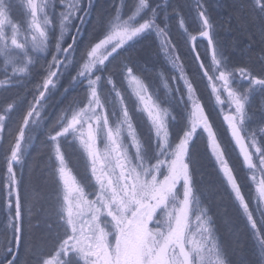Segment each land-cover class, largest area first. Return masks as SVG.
Segmentation results:
<instances>
[{"label": "snow or ice", "instance_id": "6c2138e0", "mask_svg": "<svg viewBox=\"0 0 264 264\" xmlns=\"http://www.w3.org/2000/svg\"><path fill=\"white\" fill-rule=\"evenodd\" d=\"M254 2L264 13V0ZM94 4V0H0V145L4 149L6 207L10 213L0 239V264H216L217 243L209 227L211 218L196 216L204 241L212 238L211 247L193 241V247L186 249L189 200L183 201L178 213L175 209L169 211V199L175 191L183 189L186 196L191 195L190 157L193 145L203 139L204 133L206 147L211 149L264 254V227L255 219L239 177L225 159L209 116L196 96L197 89L183 76L180 57L175 55L169 39L168 21L175 13V24L185 30V43L197 41V36L185 28L186 19L180 9L173 6L170 13L167 0L163 10L153 0H119L107 17L97 13V26L81 42L79 34L85 31L84 21ZM58 5L63 10L57 15ZM194 5L200 22L198 36L207 40L211 52L210 61L200 63L198 69L218 103H224L221 96L226 94L232 112L224 119L239 147L241 165L251 173L256 199L264 204V123H258L252 131L245 127L250 118V93L253 87L264 86V77L254 75L246 66L229 67L224 49L214 35L205 0H194ZM77 20L81 23L77 24ZM153 33L170 62L180 69L191 104L187 122L182 123L174 140L170 139L168 110L152 102L147 95L148 86L136 74V62L125 55L128 42ZM37 52L45 56H34ZM253 55L264 61V51ZM69 67L75 70V76L69 79L64 92L87 83L82 97H72L68 107L62 108L47 128L49 159L54 156L59 162L58 167H53V174L59 173L65 185L55 213L47 209L44 213L45 226L52 228L54 215L59 229L55 242L48 246L44 236L37 235L30 212L26 219L28 192L25 187L22 195V181L17 179L14 167L21 162L32 126L38 123L37 118L43 119L41 109ZM237 80L248 81V87L234 86ZM125 81L138 85L136 95L151 120L149 132L154 133L151 139L155 144L150 149L138 138L126 106L122 95ZM106 92L114 95L119 107L115 127L110 117L117 116L116 107L107 114L104 111L108 106L107 101L102 102ZM260 109L264 111V97ZM69 137L78 141L91 158L92 175L99 185L95 200L87 199L84 190L67 179L63 149ZM98 138L104 141V152L97 149ZM132 148L135 152L130 155ZM161 215L167 216L163 224Z\"/></svg>", "mask_w": 264, "mask_h": 264}, {"label": "trees", "instance_id": "16d2710c", "mask_svg": "<svg viewBox=\"0 0 264 264\" xmlns=\"http://www.w3.org/2000/svg\"><path fill=\"white\" fill-rule=\"evenodd\" d=\"M128 2L130 0H126V3ZM94 3L91 14L84 21L85 31H81L79 34L81 42L87 40L89 33H92L94 26H97V13H102L107 17L118 6L119 0H94ZM153 3L161 4L163 10L165 0H153ZM167 3V10L170 13L173 6L180 9L186 19L185 28L188 32L199 37L197 30L200 27V22L195 12L194 0H167ZM205 7L213 20L214 35L224 49L229 67L246 66L254 75L264 77V61L253 55L264 51V13L256 7L254 0H205ZM175 20L176 14L171 13L168 21L171 29L169 39L173 42L175 55L180 57L178 63L183 67V76L192 81L194 88L197 89L196 96L200 99L206 115L209 116L210 124L217 136V142L225 152V159L238 175L245 196L249 199L251 210L255 213V219L260 222L261 227H264V205L256 199L255 184L250 180L251 173L241 165L240 152L232 140L227 124L222 120L221 115L232 112V108L228 104L223 106L217 102L207 79H202V70L198 69L199 60L194 59L196 47L202 61H210L211 52L207 47V40L197 39L195 44L189 40L185 43V30L179 28L175 24ZM76 23L80 24L81 21L77 20ZM55 31L56 35H59L58 28ZM72 34H75V30H72ZM69 42L71 41L69 40ZM125 55L131 56L136 62V74L143 78L153 98L162 102V105L170 110L171 123H169L174 140L175 133L180 130L182 123H186L191 109L187 88L184 80L180 78V69L170 62L168 55L161 48L160 39L154 33L130 43ZM36 67L39 68V64ZM72 76H75V70L69 67L58 87L53 89V95L41 109L43 119L37 118L38 123L32 126L31 139L25 144L22 160L14 167L17 179L22 181V195L25 187L28 192L25 201L26 219L29 218L27 213L30 212V218L37 229L44 225L45 210L54 211L48 207L47 201L55 197L57 185L59 187L56 174L54 182L51 180L45 182V173L49 170L53 172V167L57 166L54 156L51 160L49 159L47 128L60 110L68 107L72 97L78 94L82 97L86 91V86H74L64 92V88L68 86ZM233 83L234 86L241 89L248 87V81L237 80ZM165 84L168 85L167 88ZM111 95L113 94L106 92L104 98L113 106ZM125 97H127V93H125ZM262 97H264V86L253 87L250 93L252 103L248 113L250 118L247 121L250 131L255 130L258 123L264 122V111L260 109ZM28 99H31V96H28ZM172 117H176V119H172ZM206 143L207 139L204 135L201 141L193 145L190 157L193 182L200 189L194 199V210L191 209V212L195 218L198 215L211 217L209 227L212 237L215 238L220 255L226 258L229 264H255L259 245L253 235L254 230L239 202L234 198L230 186L225 181L210 148L206 147ZM3 155L4 149L0 145V239L3 238V232L10 217L8 207H6L8 185ZM197 229L199 228L197 227Z\"/></svg>", "mask_w": 264, "mask_h": 264}, {"label": "rangeland", "instance_id": "374dc122", "mask_svg": "<svg viewBox=\"0 0 264 264\" xmlns=\"http://www.w3.org/2000/svg\"><path fill=\"white\" fill-rule=\"evenodd\" d=\"M62 10H63L62 6H59V5L55 8V12L57 15ZM132 42H134V41H130L128 43L130 44ZM192 43L195 44V42H193V41H192ZM194 47H195V45H194ZM195 51H196L195 53H197L196 47H195ZM42 55H45V53H40V52L34 53V56H37V57H40ZM197 55H198V53L196 54V56ZM137 76H139V78L145 83V81L143 80V78L140 75L137 74ZM86 83L87 82L85 81L84 82L85 86H86ZM138 90H139L138 85H136L135 83H129L128 81H125L124 85L122 87V95L125 96V93H127V97H125V102H126V106L129 108L130 115L133 118V125H134V127L137 128L138 138L145 145L146 149H150L155 144V140L153 139V141H152V139H151V137L154 136V133L149 132V129L152 126L151 120L148 117V113L145 110L144 104L141 103V101L138 99V97L136 95V92ZM147 95L150 96L152 102H155L156 104H158L161 109H167L168 110L169 116L167 117V121L169 124L170 139H172L173 135H172L171 130H170V127H171V124H170L171 123L170 122L171 112H170V110L168 108L164 107L162 105V102H159V101H157V99L153 98V95L149 89H148ZM110 98L113 100V106L116 107V111H117V116L110 117L111 124L113 127H115V125L118 121L119 107H118V104L115 102L114 95H111ZM215 98H216V96H215ZM108 99H109V96H108ZM221 100H223L224 103L223 104L219 103V104H221L223 106L228 104L227 99H226V94L221 96ZM103 101H105L104 96L102 97V102ZM107 102H108V106L104 110L106 114L109 113L113 107V106H111L112 103H110L109 101H107ZM230 113L231 112H226V113L222 114L221 115L222 120H224L225 115L230 114ZM224 121L226 123V120H224ZM185 122H187V120ZM245 127L248 129L247 124L245 125ZM204 135L206 136V139H207V134L204 133ZM128 142H129V138H127L126 133H125V143H128ZM96 146L100 152H104L105 144H104V141L102 139H100V138L97 139V145ZM63 151L66 153V165H67V173H68L67 179L69 180V183L73 184V186H75V187L82 188L84 190V192L86 193L87 199L95 200L96 194L99 192V185L97 184L95 177L92 175L91 158L88 156L87 152L83 149V147L80 146L79 142L72 140L71 137L68 138V142L65 144ZM134 152H135V149L132 148L130 150V155H131V153H134ZM67 157L69 160L67 159ZM54 160H55V157H54ZM215 161H216V159H215ZM56 162H57L56 167H58L59 162L58 161H56ZM118 171L119 170L117 169V172ZM56 175H57V180L59 181V191H60V195L58 196V198H59V200H62L63 199V193L65 190V185H64V181L60 178L59 173H56ZM257 176H259V173H257ZM224 179H225V177H224ZM225 181H226V179H225ZM177 187L179 188L180 185H178ZM181 192H182V189H181ZM194 203H195V201L192 200L190 202V206H189V213H188L189 223H188V228L186 229V234L188 236V243L186 244V249H191L193 247V241H195L197 243H206L207 247L210 248L212 245V238H209L207 241H204V238H203L201 231H199V229H197L200 222L197 221V219L192 214L193 212H191V209L194 210V207H193ZM43 218L45 219V217H43ZM159 219L161 220V222L163 224V222L167 220V216L161 215V216H159ZM51 222L53 224L51 229H48L44 223L43 227L38 229V232H37V235H43L44 236V243L47 244L48 246H51V244L55 242L56 232L59 231V229L56 226L54 216L52 217ZM149 227H155V224H150ZM217 254L220 255L218 246H217ZM205 255L206 256L208 255L207 248L205 249Z\"/></svg>", "mask_w": 264, "mask_h": 264}, {"label": "clouds", "instance_id": "9594fccd", "mask_svg": "<svg viewBox=\"0 0 264 264\" xmlns=\"http://www.w3.org/2000/svg\"><path fill=\"white\" fill-rule=\"evenodd\" d=\"M260 123H264V122H260ZM117 127H119V124H117ZM50 180L54 182V174H53V172H51V170H49L48 172L45 173V182H48ZM199 192H200V189L193 182V178H192L191 195L190 196H186L183 189H182V192H181V190L175 191L173 193V195L169 199V205H170L169 206V211L175 209L177 211V213H178L180 208L183 207V201L185 199L189 200V206H190V202L196 198V194H198ZM58 196H59V187L57 185L55 197L53 199L47 201L48 207L50 209L54 210L53 213H55V211H56V209H57V207H58V205L60 203V200H59ZM216 264H229V262L222 255L217 254ZM255 264H264V254H261L260 246H259V251H258V253L256 255Z\"/></svg>", "mask_w": 264, "mask_h": 264}, {"label": "water", "instance_id": "95a60500", "mask_svg": "<svg viewBox=\"0 0 264 264\" xmlns=\"http://www.w3.org/2000/svg\"><path fill=\"white\" fill-rule=\"evenodd\" d=\"M197 39H204V38H201V37H197ZM204 40H206V39H204ZM194 42V41H193ZM196 52V51H195ZM197 54V53H196ZM198 56V55H197ZM199 60V62L200 63H202V61H201V59H198ZM205 115H206V112H205ZM225 120V119H224ZM209 123H210V121H209ZM226 124H227V126H228V123H227V121H226ZM228 130L230 131V135H231V130H230V128L228 127ZM214 133H215V131H214ZM231 137H232V135H231ZM232 140L235 142V140L232 138ZM235 145H236V143H235ZM237 146V145H236ZM237 149H238V151H239V147L237 146Z\"/></svg>", "mask_w": 264, "mask_h": 264}, {"label": "bare ground", "instance_id": "6f19581e", "mask_svg": "<svg viewBox=\"0 0 264 264\" xmlns=\"http://www.w3.org/2000/svg\"><path fill=\"white\" fill-rule=\"evenodd\" d=\"M204 40V39H203ZM195 42V41H194ZM200 59H201V57H200ZM201 61H202V59H201ZM203 62V61H202ZM200 63V62H199Z\"/></svg>", "mask_w": 264, "mask_h": 264}]
</instances>
